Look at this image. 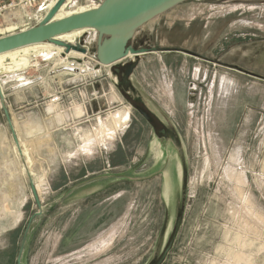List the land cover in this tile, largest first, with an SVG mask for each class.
Returning a JSON list of instances; mask_svg holds the SVG:
<instances>
[{
	"label": "rangeland",
	"instance_id": "obj_1",
	"mask_svg": "<svg viewBox=\"0 0 264 264\" xmlns=\"http://www.w3.org/2000/svg\"><path fill=\"white\" fill-rule=\"evenodd\" d=\"M101 1L71 0L67 9ZM37 9L35 16L44 14ZM148 28L137 45L155 50L135 79L177 128L188 169L184 221L164 264H264V0H186ZM33 57L40 65L24 70L28 84L18 88L16 72L6 75L9 92L25 93L21 106L38 101L36 118L20 121L41 124L24 142L44 212L29 225L38 205L0 116V264H17L27 229L22 264H148L164 236L171 181L180 183L177 155L169 150L168 169L145 179L167 153L120 94L109 67L95 69L85 57L75 75L58 54ZM79 105L84 114L72 130L68 120ZM126 106L130 120L106 133V126L114 127L112 112ZM87 134L94 139L91 151H78ZM81 160L84 177L75 165ZM105 174L110 178L99 177ZM126 175L136 179L123 181ZM112 181L108 192L91 193Z\"/></svg>",
	"mask_w": 264,
	"mask_h": 264
},
{
	"label": "water",
	"instance_id": "obj_2",
	"mask_svg": "<svg viewBox=\"0 0 264 264\" xmlns=\"http://www.w3.org/2000/svg\"><path fill=\"white\" fill-rule=\"evenodd\" d=\"M65 1L58 0L36 25L0 36V54L23 46L47 41L65 47L66 53L71 50L87 53V49L82 47L81 44L74 45L65 43L55 38L61 34L80 29H93L96 32V41L94 45H90L89 54H94L101 64L109 66V73L114 77V84L118 91L125 101L150 125L153 135L161 144L164 154L171 150L175 152L179 160L181 170L180 183L174 180L171 181V191L174 189V196L172 199L169 193V199H165L164 236L159 244L158 252L148 263L164 264L174 247L184 221L188 169L184 142L177 128L163 111L151 103L133 79L134 72L141 60L150 52V49L144 46L136 47L134 44L136 42L135 35L141 27L186 0H102L96 8L87 9L57 19L56 14ZM164 50L170 49L166 48ZM244 72L253 75L250 71ZM0 105L20 154L21 161L26 168L32 192L38 205V211L30 218V225L35 217L43 214V205L40 201L33 176L27 167L23 148L15 130L6 103L5 91L1 83ZM168 155L167 153L165 156L166 160L170 159ZM129 179L135 180L136 178L126 175L123 181ZM114 184L115 181H112L111 185ZM167 228L168 231L166 234ZM27 232L28 229L22 240L17 257V264H22Z\"/></svg>",
	"mask_w": 264,
	"mask_h": 264
},
{
	"label": "bare ground",
	"instance_id": "obj_3",
	"mask_svg": "<svg viewBox=\"0 0 264 264\" xmlns=\"http://www.w3.org/2000/svg\"><path fill=\"white\" fill-rule=\"evenodd\" d=\"M54 1L55 0H50V1L46 2L45 4H47V7H50L54 3ZM70 2H71V0H66L65 3L61 6L60 10L56 14L57 19L62 18V17H66L68 15H71V14H74V13H77L80 11H84V10L93 8L90 5H86V6L81 5L76 9L68 10L67 7H68ZM98 6L99 5H96L94 8H96ZM30 14H31V12H30ZM7 26L6 27L0 26V34H4L7 31H13L15 24H8ZM27 28H29V27H27ZM27 28H25V29H27ZM87 31H90L92 33L93 29L74 30V31H71L68 33L61 34V35L57 36L55 39L71 44L75 41V39L82 36ZM87 34H90V33L87 32ZM62 47L63 46L57 45L54 42L47 41V42H40V43H35V44L23 46V47L2 53V54H0V74L1 73L18 72L20 70H25L26 68H28L30 66L39 67L40 63L38 62L37 57L34 58L33 56L42 55V56L46 57L47 59H52L54 57V54H59V52L63 51ZM67 54L69 56L84 57L85 58V55H84L85 53H82V52L77 51V50H72L71 52H68ZM62 57L63 56H61L62 60L66 59V58L63 59ZM78 68H79V71H81L80 70L81 67H78ZM78 68H75V69L77 70ZM79 73L77 72L74 74L78 75ZM82 74H83V72H82ZM79 111L82 112V110L80 108H79ZM59 117L61 118V115ZM127 118H128V114L126 115V117H124V116H122V114H120L118 112L112 113L110 115V118H109V120H111L109 124H112L111 126H115L116 128H118L122 124L124 119H127ZM106 130H107L106 133H108V134L112 133V131H111L112 129H110L108 126H106ZM82 139H83V145L81 144V146L79 147V151H81V152L91 151L92 146L94 145V139L91 138V134H87L86 137L82 136ZM21 145H22V142H21ZM22 148H23V154H24V157H25V160L27 163V167L29 168V170L33 176L35 174V172L32 169V162L33 161H32V158H31V155L29 152V148H27L25 145H22ZM13 150H14V153L16 154V157L20 158V154L18 152V149H17V146L15 143L13 145ZM21 170L24 174L27 175L26 168H25L23 163L21 164ZM42 179H44V177ZM42 182H44V180H42ZM38 186H39V184H38Z\"/></svg>",
	"mask_w": 264,
	"mask_h": 264
},
{
	"label": "built area",
	"instance_id": "obj_4",
	"mask_svg": "<svg viewBox=\"0 0 264 264\" xmlns=\"http://www.w3.org/2000/svg\"><path fill=\"white\" fill-rule=\"evenodd\" d=\"M48 1L50 0H0V26H7L8 24H11V23L15 24L13 31H7L4 34H0V36L14 33L17 31H21L27 27H32L33 25H36L38 22H40L44 18V16L56 4L58 0H55L52 6L50 7H47V4H45ZM96 5H99V3L98 4L93 3L90 6L94 8ZM36 7L38 8L37 11L42 10L44 13L40 17H37V15L35 16L34 15L35 13H33V9H35ZM18 12L21 13V15L19 16L16 15ZM30 12L32 13L30 14ZM32 19H36L37 21L35 24L29 25L27 20H32ZM17 20L19 21V23L17 22ZM95 41H96V32L93 30V32L88 35V39L85 42H81L80 39L77 38L71 44H74V45L81 44L82 47H85L88 51L87 53L84 54L85 57L89 58L91 62L95 63V69L101 70L103 67L107 68L109 66L101 64L95 55L93 57L89 54L90 45L94 44ZM62 49L63 51L59 52L58 55L63 56V59L66 58L67 61L70 62L71 64L69 66L70 70L74 71L75 73L79 71L78 67H80L79 65L81 63V59H83L84 57L69 56L66 53V48L62 47ZM75 68H78V69L76 70ZM15 76H16L15 82L18 88L29 83L28 82L29 80H27L28 77L25 75L24 70H20L16 72ZM40 78L39 77L35 78L32 81L38 82ZM0 83L2 86L7 85V83H9L8 76L6 74L0 76Z\"/></svg>",
	"mask_w": 264,
	"mask_h": 264
},
{
	"label": "crops",
	"instance_id": "obj_5",
	"mask_svg": "<svg viewBox=\"0 0 264 264\" xmlns=\"http://www.w3.org/2000/svg\"><path fill=\"white\" fill-rule=\"evenodd\" d=\"M159 16H157L153 20H151L148 23H146L143 27H141L137 31V33H136L135 36L137 37L139 34H142V33L146 32L147 30L150 32V28H148L149 27V24H151V22H154ZM153 51H151L147 55H145V57L141 60L140 64L136 68V70L134 72V76H133V79H134L136 85H138L141 88V90L144 92V94L146 96H147V93H146L145 89L141 85H139L137 83V80L135 79L136 78V71L139 68V66L148 59V55L151 54V53H153ZM4 74H7V73H3L2 75H4ZM12 85H14V84H12ZM3 88L5 90L6 103H7V106H8L10 115H11V118L13 120V124H14L15 130L17 132V135H18L19 139H20V142H22V145H25V142L24 141L25 140L30 141L32 137H34L35 135L39 134L38 132H39V130L41 131L42 128H41V124L38 121H36L35 119H33L34 121L33 120H22V121H20V120H21V117H25L24 115L28 116V118H36L35 117V113H36L35 112V108L38 107V104H36L38 101L37 100H33L32 101L33 103L31 102V104L33 106H31L32 108L29 109V108L26 107V105H23V106L20 105V100H21L20 97L24 96L25 93H23V94H21V93L20 94H16L14 92H9L10 91V86H8V85H5V87H3ZM76 99L80 103V100L78 98L77 91H76ZM79 108L82 110V112L79 111ZM116 112L122 114V116H124V117H126V115L128 114V118L127 119H124V121L120 125V126H124L130 120L131 108L129 106H126L125 109H119V110H116V111H114L112 113H116ZM82 114H84V108H82L79 105L75 109V112L73 114L74 117H72L71 119L68 120L69 121L68 124L70 126L69 125H67V126L70 127V129H72V130L73 129H76V130L79 129L78 128V124L80 122H78V119H80V117H81ZM0 116H4V112H3V109L1 108V105H0ZM120 126L118 128H116L115 126L113 128H111L112 129L111 130L112 133L114 131H116L117 129H119ZM54 133H55V131L51 130L50 136L51 137H54V136H52ZM78 151H79V149H78ZM77 160H78V158H77ZM78 164H81V168L79 169V171L82 172V176L81 177H84V173H83L84 160H81L79 163H78V161L75 163L76 166H78ZM99 177H101L103 179H109L110 178V175L105 174V175L99 176ZM34 180H35V178H34ZM89 181L95 182L97 180H92V178H91V179H89ZM113 186H115V184L114 185H109V183H107L106 185H98V186H96V187L93 188V190L91 191V193H96V192H98L97 194L105 193V192H108L109 189L111 187H113Z\"/></svg>",
	"mask_w": 264,
	"mask_h": 264
},
{
	"label": "flooded vegetation",
	"instance_id": "obj_6",
	"mask_svg": "<svg viewBox=\"0 0 264 264\" xmlns=\"http://www.w3.org/2000/svg\"><path fill=\"white\" fill-rule=\"evenodd\" d=\"M143 37H144V33H142V34H139L137 37H136V42H135V46L136 47H140V46H144V47H146V48H148V49H150V52L151 51H153L155 48L154 47H149V46H147L146 44H140V45H137V43H138V41H141L142 43L144 42V41H142V39H143ZM166 48H169L170 50H164V49H166ZM163 51H173V49H171L170 47H165V48H163ZM176 51H182V52H185V53H189L190 55H193V56H203V57H206V55H203V54H201V53H199V52H197L196 50H190V49H177ZM209 59H211L210 57H209ZM213 60H216L217 62H221L222 63V61H220L218 58L216 59V58H212ZM223 64H227V65H229V66H231V67H234V68H236L237 70L239 69V70H241V71H249V70H247V69H245L243 66H241V65H239V64H229V63H226V62H224ZM250 72H252V71H250ZM253 73V76H258L256 73H254V72H252ZM248 74V73H247ZM163 158V157H162ZM163 160V165H162V167L160 168V169H156V170H154L153 172H152V174H150V175H147L146 176V179H148V178H150V177H152L153 175H155V174H162L166 169H168V167H169V160H166V158L164 157V159H162ZM129 176V175H128ZM148 177V178H147ZM153 177H155V176H153ZM152 177V178H153ZM171 179H172V176H171ZM132 182V180H127L126 182ZM171 181V180H170ZM173 191H174V189L170 192V196H171V198L173 199V196H174V193H173ZM166 201V200H165ZM168 204V203H167ZM165 209H166V204H165Z\"/></svg>",
	"mask_w": 264,
	"mask_h": 264
}]
</instances>
